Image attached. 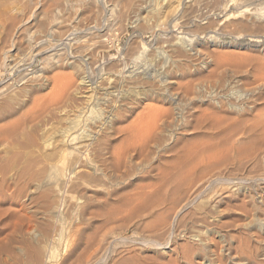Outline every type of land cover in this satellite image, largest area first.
<instances>
[{"label": "rangeland", "instance_id": "obj_1", "mask_svg": "<svg viewBox=\"0 0 264 264\" xmlns=\"http://www.w3.org/2000/svg\"><path fill=\"white\" fill-rule=\"evenodd\" d=\"M0 264H264V0H0Z\"/></svg>", "mask_w": 264, "mask_h": 264}]
</instances>
